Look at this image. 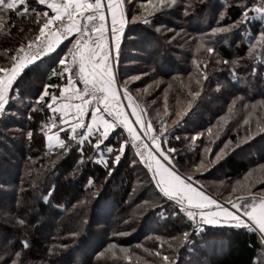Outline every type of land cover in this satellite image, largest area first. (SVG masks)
Here are the masks:
<instances>
[{"label":"trees","instance_id":"obj_1","mask_svg":"<svg viewBox=\"0 0 264 264\" xmlns=\"http://www.w3.org/2000/svg\"><path fill=\"white\" fill-rule=\"evenodd\" d=\"M259 2L177 0L172 9L155 12L152 22L144 24L140 20L133 23L132 16L147 15L141 7L147 0H136L121 39L120 63H127L123 55L128 50L148 56L144 59L147 76L135 83L148 93L137 95L128 86L133 98L146 109L144 118L148 115L156 129L166 122L168 146L179 150L176 163L181 171L191 174L204 159L206 170L193 178L204 180V188L214 196L223 197L225 192L219 189L230 193L235 187L237 191L232 193L238 197L242 194L239 183L253 169L257 170L251 180L264 175V132L258 127L264 126V44L250 39L264 30V14L250 11L247 24L225 33H210L211 28L226 27L240 19L245 4L251 8ZM26 3L29 12L33 7L43 11L36 0ZM147 7L151 9V5ZM165 14L183 23L168 21ZM0 15L7 25L0 29V66H10L13 50L26 43L36 28L15 10H2ZM9 20L14 24H7ZM163 24L176 30L156 31L155 26ZM185 38L209 45L215 55L209 57L201 50L204 48H194V42ZM60 46L52 57L63 50ZM177 47L182 49H178L182 59L173 53ZM36 63L38 66L26 68L14 85L20 90L18 97L11 93L7 111L13 114L0 117V255L20 251V264H168L162 255H167L171 264H191V255L198 253L195 264H264L260 260L264 243L257 231L206 225L193 232L183 214L171 215L174 204L160 198L142 163L132 162L138 157L131 147H126L119 164L111 166V175L97 162V154L87 142L83 163L78 162L75 143L69 151L58 145L49 148L46 137L50 131L42 134L39 128L42 122H49L52 113L41 104L44 112H32L34 118L29 119L30 105L43 85L64 83L67 75L52 76L53 70L62 72L58 62L45 59ZM37 79L42 82L32 83ZM195 92L200 94L193 97ZM53 118L60 138L67 140L59 127V114ZM4 124L14 128L5 131ZM29 129L33 131L31 138L26 134ZM198 132L204 135L193 141ZM228 141L231 147L226 149L227 155L209 164ZM107 143L119 146L115 135ZM206 148L211 149L207 154ZM107 159L111 164L113 157L108 155ZM182 217L185 226L178 222ZM185 232L189 233L187 240ZM195 238L202 244L191 250ZM21 241H27L28 247ZM157 251L162 255L156 256Z\"/></svg>","mask_w":264,"mask_h":264},{"label":"snow or ice","instance_id":"obj_2","mask_svg":"<svg viewBox=\"0 0 264 264\" xmlns=\"http://www.w3.org/2000/svg\"><path fill=\"white\" fill-rule=\"evenodd\" d=\"M36 3L43 11L33 7L29 12L26 0H0V11L15 10L17 16L29 18L36 28L26 43H20L13 50L10 66H0V117L11 114L7 109L11 107V93L16 92L19 96L14 85L21 73L29 66H38L37 61L42 64L45 59H52L51 54L56 52L61 42L68 41L71 46L58 58L62 72L58 74L52 71V76L58 78H64L67 74L66 82L43 85L42 91L30 105L29 119L34 118L32 112H44V107H39L41 104L52 113L48 117L49 122H42L39 128L42 134L58 127L53 117L59 113V127L67 140L60 138L59 131L51 133L46 137L48 147H53L55 143L64 151H69L75 143L80 155L78 162L83 163L84 145L87 142L96 152L97 162L108 170L109 175L111 166L119 164L126 147H131L138 157L132 162L145 166L150 173V182H154L160 198L174 204L171 215L175 216L178 212L183 214L191 223L193 232L202 230L206 225L226 224L237 229L258 231L264 237V189L254 192V184L244 183L240 185V196H232V192L237 191L233 187L228 198L218 195L214 198L213 194L202 190L200 182L193 177L206 170L204 159L191 169V174L181 171L176 163L179 150L168 146L170 130L166 122L162 121L158 129L153 128L152 122L144 118L146 109L129 93L128 83L140 77H129L118 85L114 67L119 59L121 37L128 23L129 10L136 0H127V5L126 0H36ZM176 3L177 0H157L153 4L152 0H147L145 5H141L147 15H133L132 19L150 24L155 12L171 8ZM147 5H151L150 10ZM250 11L264 14V0L258 4L253 3L251 8L245 4L240 19L226 27L211 28L210 33H225L239 28L241 24H247ZM7 24L14 22L9 20ZM6 26L4 17L0 15V29ZM156 31L161 29L157 28ZM253 38L264 44V30L250 39ZM206 50L214 52L211 47ZM204 79H207L206 73ZM78 82L82 86H78ZM199 94L192 93L193 97ZM122 97L126 98V106ZM89 115L90 120L86 122ZM258 127L259 131L264 132V126ZM116 129L120 131L114 132ZM207 131L211 133L212 129ZM26 134L31 138L33 131L29 129ZM113 135L118 147L107 143ZM203 135V132L195 133L192 140ZM175 139L179 140L180 137ZM230 147L231 141H228L216 153L215 159L208 163L214 164L223 159L227 155L226 149ZM235 147H239V144ZM210 151V148L205 149L206 154ZM108 155L113 157L111 164ZM88 183L92 185L93 180L90 178ZM183 238L187 240L189 233H183ZM21 243L25 248L28 247L27 241ZM154 254L162 255L160 251ZM20 256V251L5 253L0 255V264H20ZM162 260L171 264L167 255H162Z\"/></svg>","mask_w":264,"mask_h":264},{"label":"rangeland","instance_id":"obj_3","mask_svg":"<svg viewBox=\"0 0 264 264\" xmlns=\"http://www.w3.org/2000/svg\"><path fill=\"white\" fill-rule=\"evenodd\" d=\"M157 3V2H156ZM126 5H127V0H126ZM173 7V6H172ZM172 7L171 8H167L166 10H168V9H172ZM167 13V12H166ZM165 17H166V19L168 20V21H171V22H173V23H176V24H178V25H180L181 26V24L183 23V21L182 20H180V19H178V18H175V17H172V16H169V14H165ZM136 21H138V20H133V23H135ZM157 28H160V29H163L164 31H169V29L171 30V31H175L176 29H174V27L173 26H168V25H166V24H163L162 26H155V29H157ZM180 31V30H179ZM178 35L180 34V32H178L177 33ZM174 37V36H173ZM176 37H178V36H176ZM171 38H172V36H171ZM170 39V38H169ZM186 39V38H185ZM191 40H192V42H194V48H197L198 46H200L201 48H204V49H201L202 51H205L208 47H210L209 45H206V44H204L203 42L199 45V41L198 42H195V40H193L192 38H190ZM190 39L188 40V39H186V41L187 42H191L190 41ZM154 43V42H153ZM129 45V44H128ZM128 45H127V47H128ZM193 45V44H192ZM191 45V46H192ZM71 45H70V43H68V44H66L64 47H63V44L60 46V48L61 47H63V50L61 51V52H59L57 55H54V57H52V59H50L51 60V62H53V63H56V62H58V58L59 57H61L62 55H63V53L64 52H66V50H67V47H70ZM181 47V46H180ZM178 49H180L179 47H177V49L176 50H174V54L179 58V59H182V57L180 56L181 54H179V50ZM126 50H128V48H126ZM180 50H182V49H180ZM207 51V50H206ZM131 51L130 50H128V54L126 53L125 55H123L125 58L124 59H126V60H128L127 61V63L126 64H124V63H120L119 62V59L116 61V64H115V67H114V71L116 72V74H117V76H118V85L122 82V81H125V80H127L129 77H135V76H139L140 77V79H138V80H132L130 83H128V85H127V87L128 86H131L132 87V89H133V92H135L137 95H140V96H143V95H145L146 93H148V90L147 89H145V87H142V88H139V87H137L136 86V82H138L139 80H141L142 78H145L146 76H147V74H145L146 72V64L144 63V59H146L148 56H147V54H145L144 52H142V54H141V52L140 51H133V52H131V53H133V54H131V55H129V53H130ZM208 52V51H207ZM209 53V52H208ZM210 54L212 55V54H214L215 55V53H209V57H211V58H213L212 56H210ZM144 55V56H143ZM141 57L143 58L142 60H141ZM141 60V61H140ZM123 64V65H122ZM74 74V73H73ZM67 75V74H66ZM124 76H125V78H124ZM38 80V79H37ZM33 80L32 81V83H34V84H36V85H38V83H41L42 81H41V79L40 80ZM160 81H158V83H159ZM24 85H22V87H23ZM81 86V85H80ZM21 87V88H22ZM19 87H17V89H18ZM147 88V87H146ZM19 90H20V88L18 89V92H19ZM128 91H129V88H128ZM129 93H130V91H129ZM30 96V95H29ZM10 100H12V98L10 99ZM10 102H12V101H10ZM13 104H14V101H13ZM12 104V105H13ZM11 111V114L10 115H12L13 113H12V110H10ZM253 111H255V110H253ZM7 115V114H6ZM9 115V114H8ZM7 115V116H8ZM252 116H253V114H252ZM5 119V118H4ZM147 120H149V118H148V115H147ZM150 121V120H149ZM9 126H7V124H4L3 125V128L5 129V131H11L13 128H8ZM57 128H51L50 130H48V131H50V132H48V135L49 134H51V133H54V132H57L58 130H56ZM3 138V137H2ZM4 141H5V144H6V146H8V144H7V141L5 140V138H4ZM53 146H55V143H53ZM2 151H4L3 149H2ZM2 153H4V152H2ZM262 165H264V164H262ZM261 165V166H262ZM257 170V169H256ZM256 170H252V172L251 173H249L248 175H246V177L244 178V180H242L240 183H239V185H238V187H240V185L241 184H244V183H247V184H254L255 186L252 188V191L254 190V188H258V190L257 191H260L261 189H264V187H263V185L264 184H261L262 182H263V180H264V175L262 176V174H261V176H257L256 178L254 177L253 178V180H251L250 178L251 177H253V175H254V171H256ZM199 182H200V185L202 186V190H206L205 188H204V184H206V182L204 181V180H198ZM237 187V188H238ZM218 191H220V192H225V193H227V191H221L220 189L218 190ZM209 192V191H208ZM210 193V192H209ZM225 193H223V197H226V198H228L229 197V193H227V194H225ZM232 196L233 197H237L236 196V194H233L232 193ZM214 198H215V196H214ZM178 222H180V223H183V224H181V225H183V226H185L186 225V223H185V219L182 217L181 219H179L178 220ZM214 226V225H213ZM215 226H218L219 227V225H215ZM220 226H227L226 224H222V225H220ZM258 232V231H257ZM259 233V232H258ZM260 234V233H259ZM260 237H261V235H260ZM261 239L263 240V243H264V237H261ZM202 244V241H198V240H196V238L195 239H192L191 240V243H190V246L189 247H191V250H196V248L199 246V245H201ZM168 247V246H167ZM169 248V247H168ZM226 248V247H225ZM205 251V250H204ZM192 252H194V251H192ZM263 254H264V251L262 252ZM176 255V254H175ZM175 255H174V257L173 258H175ZM197 255H198V253H197ZM197 255H191V259L192 260H194L195 261V259L197 258V260H199V256H197ZM263 256V255H262ZM172 258V259H173ZM171 259V260H172ZM170 260V261H171ZM260 260L263 262L264 261V256L263 257H261L260 258ZM194 261H191V262H189V263H191V264H195V262ZM184 264H187V261H185L184 262Z\"/></svg>","mask_w":264,"mask_h":264},{"label":"crops","instance_id":"obj_4","mask_svg":"<svg viewBox=\"0 0 264 264\" xmlns=\"http://www.w3.org/2000/svg\"><path fill=\"white\" fill-rule=\"evenodd\" d=\"M125 28H126V27H124L123 34H124V32H125ZM123 34H122V36H123ZM121 39H122V37H121ZM65 82H66V81H65ZM78 86H80L79 82H78ZM58 95H59V94H58ZM122 100L124 101L125 106H126V104H127L126 98L122 97ZM127 111H130V109H127ZM57 114H59V113H57ZM133 119H134V118H133ZM89 120H90V115H89V117H86V122L89 121Z\"/></svg>","mask_w":264,"mask_h":264},{"label":"built area","instance_id":"obj_5","mask_svg":"<svg viewBox=\"0 0 264 264\" xmlns=\"http://www.w3.org/2000/svg\"><path fill=\"white\" fill-rule=\"evenodd\" d=\"M62 42H64V41H62ZM62 42H61V43H62ZM37 62H39V61H37ZM81 86H82V85H81ZM134 153H135V152H134ZM95 158H96V160H97V156H96ZM142 165H143V164H142ZM143 166H144V165H143ZM144 167H145V166H144Z\"/></svg>","mask_w":264,"mask_h":264}]
</instances>
